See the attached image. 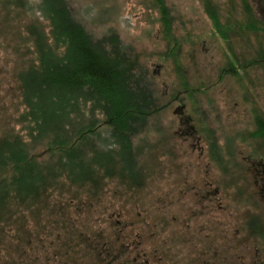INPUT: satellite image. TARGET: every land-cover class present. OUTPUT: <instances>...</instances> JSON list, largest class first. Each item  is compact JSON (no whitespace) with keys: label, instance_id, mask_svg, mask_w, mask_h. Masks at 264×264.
Segmentation results:
<instances>
[{"label":"rangeland","instance_id":"374dc122","mask_svg":"<svg viewBox=\"0 0 264 264\" xmlns=\"http://www.w3.org/2000/svg\"><path fill=\"white\" fill-rule=\"evenodd\" d=\"M65 1L75 21L85 28L96 44L105 45L112 53L117 45L111 43V37L120 39L118 44L124 48L128 64L146 74L158 91L160 110L145 126L142 125L130 135L131 154L137 166L134 177L129 170L127 176L124 175L125 168L119 176L100 180L92 193L89 191L91 187L76 185L80 182L72 183L70 179L62 177L60 181L65 186L58 185L51 190L50 208L43 219L30 217L28 225H25L31 231L17 223L18 213L14 214L13 222L0 225V264H96L98 254L95 248L98 247L99 238L103 239L100 242L106 241L113 250H119L124 244V235L136 236V232L140 231L144 236L143 246H147L148 256L151 257L150 264H159V245L162 241L159 230L165 239L170 240L169 247L165 248L167 259L172 261L177 257L180 263L189 264L188 229L175 218H168L169 225L162 229L165 232L162 233L159 212L169 208L166 204L172 202L167 201L170 196L174 198L172 207L178 202L177 199L184 198L187 180H191L194 174H198L202 181L210 182L209 178L213 182L211 190L219 188L220 184L214 181L219 182L221 171L214 166L209 167L208 171L207 167L204 171L198 170L200 173L190 169V164L193 166L195 160L203 162L205 158H198V153L193 154L191 148L183 144V139L176 135L180 126L176 109L184 105L186 115H197L196 127L200 134L206 137L214 135L210 137L219 145L225 140V137H219L221 131L230 133V136L240 132L241 136L237 137L244 154L252 152L257 157L264 156V138L259 136L255 121L256 116L264 118V0ZM25 3L17 13L20 15L16 19L18 25L36 24L50 35V21L37 11L39 0H25ZM29 5L33 8L29 9ZM213 14L218 18L221 30L215 25ZM168 22L169 27H166ZM23 31L24 28L21 29ZM18 34L0 33V113L3 112L0 115L4 116L0 119H10L11 123V114L17 115L15 106L11 104L10 93L17 82L11 62L17 59L18 54L31 55L26 47V34ZM7 38L19 47L18 51L13 52L8 48L5 42ZM251 45L255 53L250 50ZM231 51L240 57L242 64H247L258 55L259 60L256 61L259 65L244 70V76L249 75V80H254V93L247 91V77H226L222 72L223 67L231 62ZM241 81L244 93L238 91ZM208 86L212 87L209 92ZM227 86L237 93L227 98L226 102L223 92ZM245 94L250 99L240 108L238 102L241 96L244 101L247 100ZM224 101L227 110L223 107ZM2 106L5 107L2 109ZM206 110L210 116H205ZM228 110L231 118L238 120L234 121L238 130H226L231 121H225L223 115L228 114ZM243 110L248 111L249 118L254 122L242 119ZM14 123L20 128L16 121ZM103 126L93 136L98 150L109 148L118 140L112 136L110 129ZM252 132L258 137H252ZM115 150L118 151L116 147ZM118 154L113 153V156L126 158L129 155L122 151ZM210 157L213 158L211 154ZM105 158L103 154L97 156L100 163ZM127 160L123 161V168ZM126 165L132 167L130 163ZM175 182L179 184H173ZM240 187H247V183L226 185L224 203L227 204V212L248 209L249 193L238 196ZM251 196L254 199L257 197L255 194ZM214 200L211 202L213 210L219 204ZM162 203L164 211L159 206ZM176 209L183 211L181 205ZM126 226L131 227L124 229ZM21 229L24 232L18 231ZM176 235L180 236V241L172 249V236L174 239ZM25 236L30 238V244L23 240L19 242ZM19 243H24L22 248L18 247ZM127 257L121 256L122 262L133 264L132 260L127 261Z\"/></svg>","mask_w":264,"mask_h":264},{"label":"trees","instance_id":"16d2710c","mask_svg":"<svg viewBox=\"0 0 264 264\" xmlns=\"http://www.w3.org/2000/svg\"><path fill=\"white\" fill-rule=\"evenodd\" d=\"M25 4V0H0V33L26 34L31 54H18L11 62L17 81L11 104L17 115L11 114L12 123L0 119V225L13 222L18 213L17 223L29 230L25 225L30 217L42 220L49 210L51 190L65 186L62 177L91 187L92 193L100 180L119 176L125 168L124 175L129 170L135 176L130 135L159 113L161 97L148 76L128 64L120 39L111 37L117 45L112 53L101 42L96 44L65 0H39L37 11L50 21V35L36 24L18 25L17 13ZM211 16L221 30L218 18ZM5 42L18 51L11 39ZM102 125L118 140L98 150L93 136ZM121 151L129 155L113 156ZM100 154L107 157L101 163ZM125 159L132 161L123 168ZM22 240L31 243L27 236ZM97 248L106 250L102 245Z\"/></svg>","mask_w":264,"mask_h":264},{"label":"flooded vegetation","instance_id":"af4514ba","mask_svg":"<svg viewBox=\"0 0 264 264\" xmlns=\"http://www.w3.org/2000/svg\"><path fill=\"white\" fill-rule=\"evenodd\" d=\"M250 50L255 53L252 45ZM231 54H233V56L231 55V62L228 66L223 67L222 72L226 77H241V79L247 77L245 82L247 91L250 90L254 93V80L250 81L249 75H244L248 69L250 70L259 65L256 61L259 60L258 55L256 56L257 58L251 59L247 64H242L240 63L242 61L240 57L236 56L233 51H231ZM239 85L240 89L238 91L244 93L242 81ZM208 87L207 92L212 89L211 86ZM236 93L237 91L230 86L225 87L223 92L224 100L232 98ZM244 98L247 100L244 101L241 96V101L238 102L240 108H242L244 102H248L250 96L245 94ZM225 101L223 102V107L227 110V101ZM209 105L211 106V102ZM184 109V105H179L176 109V114L179 117L178 121H180L176 135L183 139V144L189 146L193 154L198 153V158L200 156L205 158L203 162L195 160L193 166L190 164V169H195L193 170L194 173L196 171L200 173L198 170L204 171L207 167L208 171L209 167L213 168L214 166V168L221 171L219 182L214 181L220 184V187L211 190L210 187L213 182L209 178L208 181L210 182L202 181L197 176L198 174H194L191 180L190 178L187 180L188 183L186 184L188 187L185 188L186 191L181 190V192L185 191L183 192L184 198L177 199L178 202H176L174 207H172L174 203L173 196L168 198L167 201L170 200L172 202L166 204L169 208L165 212H159V228L164 230L169 225L168 218L170 220L175 218L177 222L180 221L188 229L189 264H264V156L257 157L252 152L245 155L237 137L241 136L240 132L238 134L235 132L230 136V133L221 131L219 137H225L224 143L221 145L210 137H214V135L206 137L204 134H200L196 127L197 115L192 116L190 114L188 116L184 113ZM242 114V119L254 122L253 119L249 118L250 114L247 110H243ZM205 116H210L207 110ZM223 116L225 121H231L226 130H235L236 124L234 121L237 122L238 120L231 118L229 110L228 114ZM255 121L259 136L264 138V118L256 116ZM255 134L252 132L251 136L257 138L258 135ZM210 154L213 158L210 157ZM191 171H189V174H191ZM177 181L181 182V180ZM178 182L173 184H179ZM234 183L238 186L247 183V187H240L237 194L238 196H246L245 194L249 193L250 196L247 195L248 198L246 197L249 206H247L248 209H234L236 212L233 210L232 212H227V204L224 203L227 196L225 194L226 185ZM222 189L223 191H221ZM251 194H255L257 197L254 199ZM213 198H215L214 202H219L218 208L214 210L211 205ZM178 205L182 206V212L176 209ZM159 206L160 208L162 206V211L165 210L163 209L164 203ZM175 210L178 212H175ZM130 227L126 226L124 229ZM132 227L135 228V226ZM163 230L162 233H165ZM159 236H162V241H160L161 244L159 245V264H184L180 263L177 257L176 259L173 258L172 261L167 259L165 248L169 247L170 240L165 239L161 235L160 230ZM143 238L141 231L136 232V236L134 234L124 235V244L119 250H113L112 246L109 247L106 241L100 242L103 239L99 238L98 247L101 245L105 246L106 250L101 252L100 248H97L98 261H96V264H124L125 262H122L121 259L123 255L130 257V259L128 257L126 259L127 261L132 260L133 264H150L151 257L148 256L147 246H143V243H145L142 240ZM179 241V235H176L174 239L172 236L170 248L174 249V247H177ZM116 242H120V240H116Z\"/></svg>","mask_w":264,"mask_h":264}]
</instances>
